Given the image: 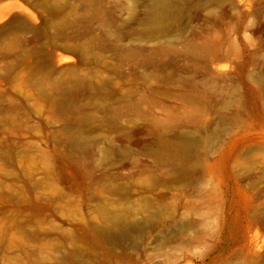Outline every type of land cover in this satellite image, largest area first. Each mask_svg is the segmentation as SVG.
I'll use <instances>...</instances> for the list:
<instances>
[{
    "label": "rangeland",
    "instance_id": "1",
    "mask_svg": "<svg viewBox=\"0 0 264 264\" xmlns=\"http://www.w3.org/2000/svg\"><path fill=\"white\" fill-rule=\"evenodd\" d=\"M0 264H264V0H0Z\"/></svg>",
    "mask_w": 264,
    "mask_h": 264
}]
</instances>
